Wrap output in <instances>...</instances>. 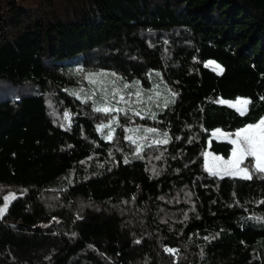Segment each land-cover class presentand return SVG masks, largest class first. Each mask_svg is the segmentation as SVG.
Returning <instances> with one entry per match:
<instances>
[{
	"label": "trees",
	"instance_id": "trees-1",
	"mask_svg": "<svg viewBox=\"0 0 264 264\" xmlns=\"http://www.w3.org/2000/svg\"><path fill=\"white\" fill-rule=\"evenodd\" d=\"M93 73L122 111L77 94ZM5 84L0 264H264V174L204 164L264 117V0H0Z\"/></svg>",
	"mask_w": 264,
	"mask_h": 264
},
{
	"label": "snow or ice",
	"instance_id": "snow-or-ice-1",
	"mask_svg": "<svg viewBox=\"0 0 264 264\" xmlns=\"http://www.w3.org/2000/svg\"><path fill=\"white\" fill-rule=\"evenodd\" d=\"M213 64V62H209ZM216 69L219 70V73L222 74L223 69L219 65H214ZM97 75H104V74H90L89 79L92 80L93 76ZM115 76L116 74H111ZM125 89L129 87L128 84L123 86ZM119 95V90L113 92V96ZM135 95L139 98L141 96L140 91L138 90ZM91 99V97H89ZM124 101V96L119 95V101ZM167 103V102H166ZM220 103H225V101H220ZM249 101L244 100H237L236 104H230V107H236L237 104L239 105H247ZM96 112H104L109 113L112 111H122L121 109H116L114 107L109 106H102L96 107ZM237 111L240 112L241 115L244 114V108H238ZM139 114V113H137ZM68 114L65 113V119H67ZM105 127H109L110 125H101L98 130L102 131ZM129 131H132L129 129ZM148 133H155L156 129L149 128L146 129ZM219 130L213 135H217ZM223 135V133H219ZM236 139L230 140V143L234 146L231 150V159L227 161H222L220 157H211V163L206 165V170L213 176H219L220 178H224L225 176L231 178H241L244 180H251L254 174H264V118L260 119L257 123L249 124L248 126L240 129L235 133ZM112 138V130L110 129L106 139ZM129 140H132V137H128ZM133 143H136L135 140H132ZM168 137L165 134V138L162 140H157L156 143L158 144H167ZM140 151V146H137V153ZM206 157L210 156V154L206 153ZM251 157L254 163L249 166L241 167L244 163L245 159ZM127 163V160H125ZM15 194H9V196L4 197V204L3 207H0V218H2L5 213L8 211L9 202L15 199ZM168 252H172V249H166Z\"/></svg>",
	"mask_w": 264,
	"mask_h": 264
},
{
	"label": "rangeland",
	"instance_id": "rangeland-1",
	"mask_svg": "<svg viewBox=\"0 0 264 264\" xmlns=\"http://www.w3.org/2000/svg\"><path fill=\"white\" fill-rule=\"evenodd\" d=\"M209 62H213V64H210ZM207 65L209 67L213 68L214 70L219 71L218 69H216L214 67V65H218L214 61L209 60L207 62ZM93 74H95V73H93ZM88 82H89V89H88V91H87L86 88H84L82 86L77 91V94L78 95H85L86 94V96H88V98L91 97V99L92 98L94 99V98H97V97L100 98V99L103 98L102 102H98L96 104V107L109 106V107H114L116 109H121L118 106L119 105H124L125 100L124 101H120L119 103L117 102V101H119V95H123L122 93L119 92V95L113 96V92L119 90V88L117 87V84L115 82H108V83H106L104 80L101 79V77L99 75L93 76V79L92 80H90L89 77H88ZM12 90H13V85L12 84H5V85H3V87H0V97L9 94L10 92H12ZM85 91L87 93H84ZM237 100L244 101V100H247V99L238 98V99H236L234 101H225V103L228 104V105H230V104H236V101ZM234 108L235 109L244 108L245 111H246L247 105H239V104H237L236 107H234ZM102 125H110V128L112 130L111 122L110 121H107V123L102 124ZM246 126H248V125H246ZM246 126H244V127H246ZM240 129H242V128H240ZM240 129L236 130L233 133H229V132L223 131L221 129H216V130H214L212 132V137L215 138V139H218V140H225V141H229L230 142V140L236 139L235 133L237 131H239ZM217 130H219V133H223V135H220L218 133L217 135L214 136L213 133H216ZM206 153L210 154V156L206 157V155H205ZM205 154H204V164H205V167H206L207 164H210L212 162L211 161V157H213V156L220 157L222 161H227V160L231 159V154H230V156L228 158H224L223 156H221L219 154H215V153H213V152H211L209 150H206L205 151ZM241 167H244L243 164L241 165ZM9 194H11V193H9ZM9 194L7 196H9ZM1 207H3V205Z\"/></svg>",
	"mask_w": 264,
	"mask_h": 264
}]
</instances>
